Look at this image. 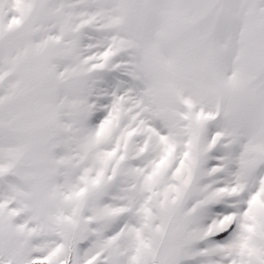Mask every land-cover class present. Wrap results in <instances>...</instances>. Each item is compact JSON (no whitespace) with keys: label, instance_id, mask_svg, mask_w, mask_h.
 I'll list each match as a JSON object with an SVG mask.
<instances>
[{"label":"snow or ice","instance_id":"obj_1","mask_svg":"<svg viewBox=\"0 0 264 264\" xmlns=\"http://www.w3.org/2000/svg\"><path fill=\"white\" fill-rule=\"evenodd\" d=\"M0 264H264V0H0Z\"/></svg>","mask_w":264,"mask_h":264}]
</instances>
